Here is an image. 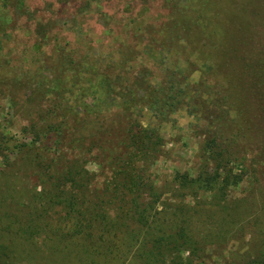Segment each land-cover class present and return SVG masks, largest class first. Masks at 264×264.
Here are the masks:
<instances>
[{
  "label": "rangeland",
  "instance_id": "rangeland-1",
  "mask_svg": "<svg viewBox=\"0 0 264 264\" xmlns=\"http://www.w3.org/2000/svg\"><path fill=\"white\" fill-rule=\"evenodd\" d=\"M170 15L163 0H0V132L7 134L9 146L28 144L34 132L41 133L46 125L53 124L50 116L65 113L63 108L78 111L75 76H71L74 83L61 85L62 93L46 95L50 66L69 65L70 60L79 59L100 70L115 66L125 56L127 82L138 77L139 86L143 87L145 81V87L149 82L154 85L161 78L158 67L165 66L184 78L182 85L195 84L200 71H207L206 66L195 62V71L189 74L185 63L171 62L164 43L158 44L148 34L149 28L160 27L170 20ZM125 51L127 55L122 56ZM51 73L54 75L53 70ZM213 75L208 76V100L217 93L214 85L221 80L222 72L216 70ZM187 91L192 97L193 89ZM150 99L124 109L126 113L118 107L105 118L87 119L78 125L74 136L88 138L110 120L114 124V120H130L149 127L160 149L147 170L161 189L157 215L150 227L167 231L184 224L191 241L197 243L192 246L198 248L195 253L184 251L187 245L183 240H166L172 254L157 255L152 261L148 254L159 240H147L146 230L129 221L128 216L114 215V222L122 224V228L115 225L109 240H0L8 246L7 256L13 264H264L262 165L246 160L245 165L250 171L256 170V175L239 178L236 164L240 155L232 150L233 165L223 170L230 171L227 180L220 170L215 186L208 185V194H187L178 176L182 180L183 175L189 178L203 169L208 174L218 169L211 155L215 147L208 145V161L202 152L214 124L210 123L209 113L193 112L185 100L176 109L164 105L156 109ZM229 116L233 118L232 113ZM39 145L46 146V139ZM39 145L35 143V149ZM35 149L32 153L28 149L16 159L13 178H7L14 193L0 192V214L8 208L18 213L38 204L39 189L34 191L29 183L33 171L30 162H44L45 156H38L36 151L34 157ZM84 168L96 173L99 170L92 163L84 164ZM99 179L102 178H94L95 186ZM220 192L231 202L230 209L225 207L226 201L219 200ZM76 197L80 208L92 206L87 192ZM196 203L201 206L196 215L188 216L184 209L173 215L169 208L181 205L191 211L189 207L194 209ZM5 224L0 215V227Z\"/></svg>",
  "mask_w": 264,
  "mask_h": 264
},
{
  "label": "trees",
  "instance_id": "trees-1",
  "mask_svg": "<svg viewBox=\"0 0 264 264\" xmlns=\"http://www.w3.org/2000/svg\"><path fill=\"white\" fill-rule=\"evenodd\" d=\"M163 2L171 14L170 20L160 27L149 28L148 34L158 44L164 43L171 62L185 63L189 74L195 71L192 68L195 62L206 66L207 71H200L195 84L182 85V76L168 67H158L159 82L154 85L149 82L145 87V81L141 87L138 77L132 82L125 78L129 67H125L123 55L127 51L115 66L100 70L80 63L79 59L70 60L69 65L50 66L48 72L53 70L54 75H46V95L62 93V84L75 81L78 111L63 108L65 113L59 116L54 113L50 116L53 124L46 125L41 133L34 132L28 144L9 146L7 134L0 132V192L10 194L14 189L8 186L7 178H13L16 159L46 139V146L39 145L33 154L44 155L45 161L30 162L33 171L29 183L34 191L39 189L38 204L18 213L5 209L0 214L6 221L0 227V240H109L117 226L114 215H119L128 216L129 221L143 227L147 240H159L160 244L148 254L150 260H156L157 255L172 254L166 240H183L188 247L184 251L195 253L198 248L192 246L197 243L191 241L184 224L167 231L150 227L157 215L161 189L155 186L147 170L160 149L149 127L130 120H114L116 124L110 120L88 138L74 136L78 125L87 119L105 118L118 107L126 113L124 109L134 108L147 98H151L156 109L159 105L176 109L185 100L193 112L209 113L210 123L214 124L209 139L206 135L202 152L208 161V145L215 147L211 155L218 169L209 174L203 169L189 178L183 175L182 180L178 176L179 185L187 194L193 197L197 193L208 194V185L215 186L214 179L220 170L227 180L230 171L223 170L228 164L233 165L230 154L233 152L240 155L237 177L256 175V170L247 168L246 160L262 165L260 174H264V0ZM216 70L222 72V78L214 85L217 93L208 100V76H214ZM71 76L76 79L73 81ZM189 88L193 89L192 97L187 94ZM67 155L72 158L66 160ZM86 163L95 164L97 173L86 170ZM97 176L102 179L95 186ZM227 182L229 185L230 181ZM82 191L88 193L92 206L79 207L76 196ZM218 194L219 200L226 201L225 207L230 209L232 204L224 193ZM200 207L196 203L189 211L186 206L169 205L173 215L184 209L188 216L199 214ZM118 226L122 228V224ZM8 252V246L0 242V264H13Z\"/></svg>",
  "mask_w": 264,
  "mask_h": 264
}]
</instances>
